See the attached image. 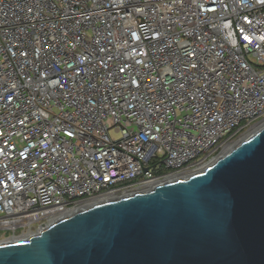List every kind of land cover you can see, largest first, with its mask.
<instances>
[{"label":"built area","instance_id":"built-area-1","mask_svg":"<svg viewBox=\"0 0 264 264\" xmlns=\"http://www.w3.org/2000/svg\"><path fill=\"white\" fill-rule=\"evenodd\" d=\"M263 123L264 0H0L11 237L200 171Z\"/></svg>","mask_w":264,"mask_h":264},{"label":"water","instance_id":"water-1","mask_svg":"<svg viewBox=\"0 0 264 264\" xmlns=\"http://www.w3.org/2000/svg\"><path fill=\"white\" fill-rule=\"evenodd\" d=\"M0 264H264V123L200 171L0 244Z\"/></svg>","mask_w":264,"mask_h":264},{"label":"bare ground","instance_id":"bare-ground-1","mask_svg":"<svg viewBox=\"0 0 264 264\" xmlns=\"http://www.w3.org/2000/svg\"><path fill=\"white\" fill-rule=\"evenodd\" d=\"M254 130H255V129H253L252 131H250V132L247 134V136H248L249 134H251ZM230 148H231V146H230L228 149H226L223 153L227 152ZM223 153H222V154H223ZM170 179H171V178H170ZM65 214H66V213H61V214H58V215H56V216H53L54 218L51 219L50 221L56 220V219L60 218L61 216L65 215ZM37 232H38V231H36V232H30V233L25 234V235H22V236H13L11 240H7V241L0 242V244H2V243H7V242H14V241H18V240H23V239L27 238L28 236H30V235H32V234H35V233H37ZM17 237H19V238H17ZM9 238H11V237H9ZM13 238H15V239H13ZM7 239H8V238H7Z\"/></svg>","mask_w":264,"mask_h":264},{"label":"rangeland","instance_id":"rangeland-1","mask_svg":"<svg viewBox=\"0 0 264 264\" xmlns=\"http://www.w3.org/2000/svg\"><path fill=\"white\" fill-rule=\"evenodd\" d=\"M110 134H111V136H118V133L113 132V131H110ZM9 237H11V232H1L0 231V242L11 240L12 237L11 238H9ZM17 238H19V237H17ZM13 239H15V238H13Z\"/></svg>","mask_w":264,"mask_h":264}]
</instances>
